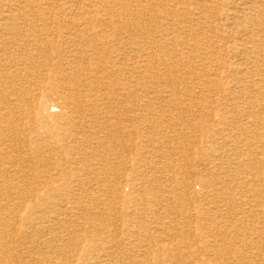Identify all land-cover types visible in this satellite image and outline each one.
<instances>
[{
    "label": "rangeland",
    "instance_id": "rangeland-1",
    "mask_svg": "<svg viewBox=\"0 0 264 264\" xmlns=\"http://www.w3.org/2000/svg\"><path fill=\"white\" fill-rule=\"evenodd\" d=\"M242 1L42 0L76 19L92 11L87 26L118 52L128 167L97 175L96 195L59 189L26 205L41 218L60 204L70 218L96 211L118 264H264V0H246L250 12ZM9 5L20 14L12 0L0 12Z\"/></svg>",
    "mask_w": 264,
    "mask_h": 264
},
{
    "label": "bare ground",
    "instance_id": "bare-ground-1",
    "mask_svg": "<svg viewBox=\"0 0 264 264\" xmlns=\"http://www.w3.org/2000/svg\"><path fill=\"white\" fill-rule=\"evenodd\" d=\"M12 1L19 15L13 14L14 5L0 12V264H118L116 244L102 238L103 228L94 222L100 218L96 211L70 218L60 204L59 212L41 218L26 205L29 194L59 189L84 188L96 195L101 189L97 175L128 167L121 158L128 153L119 98L125 88L113 81L120 68L118 52L106 51L104 29L87 26L92 11L76 19L71 12L44 9L42 0H25L23 6L24 0ZM248 4L243 0L241 9L250 12ZM131 71L137 73V67ZM51 95L60 102L46 105ZM57 111L61 114L55 117ZM55 173L73 180L56 185L50 180Z\"/></svg>",
    "mask_w": 264,
    "mask_h": 264
}]
</instances>
